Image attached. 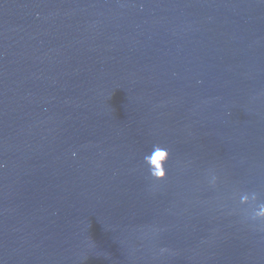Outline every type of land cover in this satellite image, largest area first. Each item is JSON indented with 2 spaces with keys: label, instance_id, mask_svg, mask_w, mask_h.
Segmentation results:
<instances>
[{
  "label": "water",
  "instance_id": "95a60500",
  "mask_svg": "<svg viewBox=\"0 0 264 264\" xmlns=\"http://www.w3.org/2000/svg\"><path fill=\"white\" fill-rule=\"evenodd\" d=\"M260 203L264 0H0V264H264Z\"/></svg>",
  "mask_w": 264,
  "mask_h": 264
},
{
  "label": "clouds",
  "instance_id": "9594fccd",
  "mask_svg": "<svg viewBox=\"0 0 264 264\" xmlns=\"http://www.w3.org/2000/svg\"><path fill=\"white\" fill-rule=\"evenodd\" d=\"M168 153L166 149H163L159 145H154L153 150L150 155H145L144 161L149 168V175L153 180L163 181L166 179V164ZM153 159H155V163H153ZM161 161H164L161 163ZM257 199V195L255 193L251 194V200L255 201ZM250 200L249 194H242L240 196L241 204H248ZM253 219L264 220V203H260L257 206V210L253 213Z\"/></svg>",
  "mask_w": 264,
  "mask_h": 264
}]
</instances>
